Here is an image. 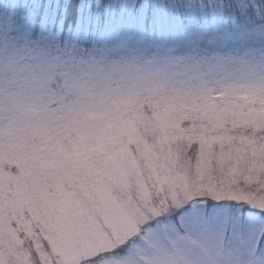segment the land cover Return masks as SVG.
<instances>
[{"label":"snow or ice","instance_id":"1","mask_svg":"<svg viewBox=\"0 0 264 264\" xmlns=\"http://www.w3.org/2000/svg\"><path fill=\"white\" fill-rule=\"evenodd\" d=\"M0 264H264V0H0Z\"/></svg>","mask_w":264,"mask_h":264}]
</instances>
